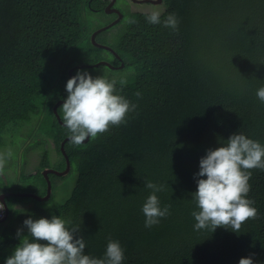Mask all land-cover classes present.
Returning <instances> with one entry per match:
<instances>
[{
    "label": "trees",
    "instance_id": "16d2710c",
    "mask_svg": "<svg viewBox=\"0 0 264 264\" xmlns=\"http://www.w3.org/2000/svg\"><path fill=\"white\" fill-rule=\"evenodd\" d=\"M106 2L0 0V149L8 132L20 135L32 122L28 134L42 135L36 139L40 169L66 167L61 143L69 133L54 105L67 98L69 68L76 63L66 54L83 41L94 55L92 65L75 66L74 74L82 68L94 78L102 68L118 71L106 77L137 105L126 124L78 147L65 142L69 171L76 172L65 201L49 204V197L21 194L28 191L6 195L0 262L19 244L18 229L28 235L24 220L56 215L70 221L68 227H80L84 254L95 258H103L111 238L124 249L123 264H239L250 255L254 264H264V171L251 170L248 198L255 201L258 216L238 233L219 227L213 233L194 230L191 215L197 210L191 199L197 189L194 175L208 149L238 132L264 145V104L256 97L264 86V0H163L161 20L175 12L178 31L147 23L149 12L126 9L113 38L121 57L111 61L119 65L115 69L95 65L103 58L97 56L101 47L92 42L94 30L84 19L85 9L105 13ZM129 18L137 22L129 24ZM122 79L126 85L119 91ZM47 138L56 144V159L44 147ZM40 169L35 174L48 185ZM146 179L164 186L156 193L161 208L170 205V215L152 228H145L141 211L151 194ZM17 201L28 206L18 208Z\"/></svg>",
    "mask_w": 264,
    "mask_h": 264
},
{
    "label": "clouds",
    "instance_id": "9594fccd",
    "mask_svg": "<svg viewBox=\"0 0 264 264\" xmlns=\"http://www.w3.org/2000/svg\"><path fill=\"white\" fill-rule=\"evenodd\" d=\"M145 19L152 25L162 24L173 31L179 30L180 21L175 12L161 20V12L152 10ZM136 22L134 18L127 21L129 24ZM116 83L115 79L110 80L104 75L94 78L87 70H78L67 80V98L60 110L62 123L74 146H80L89 138L96 139L112 127L126 124L128 114L137 108L136 104L118 94ZM119 83L122 86L119 91H122L126 81L122 79ZM135 95L139 98L141 93L137 91ZM256 97L264 104V86L257 89ZM10 157L11 152L0 153V173ZM254 169L264 171V145L241 132L230 135L222 146L207 150L200 158L198 173L194 175L197 184L191 195L197 209L191 213L196 221L194 230L213 233L219 227L238 233L245 222L257 218L255 201L248 198L251 170ZM144 186L151 190V194L141 211L145 228H152L170 215V205L161 208L156 195L164 190L163 185L146 179ZM69 224L70 221L56 215L51 219L29 216L23 221L28 235H22V228L17 230L20 242L5 259V264H123L125 254L119 241L108 239L103 258L86 255L85 238L77 237L80 227L70 228ZM239 264H254V261L250 255L241 258Z\"/></svg>",
    "mask_w": 264,
    "mask_h": 264
},
{
    "label": "rangeland",
    "instance_id": "374dc122",
    "mask_svg": "<svg viewBox=\"0 0 264 264\" xmlns=\"http://www.w3.org/2000/svg\"><path fill=\"white\" fill-rule=\"evenodd\" d=\"M134 1H137V0H117L116 6L121 9L130 8L132 10H140V9L145 8L144 10H147L149 12L152 10H158L161 13L165 9L164 3L148 4L147 6L144 4L140 5L138 3H135ZM113 18H114V14H110L107 12L99 14V13H94L93 11L89 9L84 10L85 24L90 31H93V30L95 31L105 26V24L113 21L114 20ZM122 26H123L122 24L119 25V23H116L113 26L108 27L105 30H103V32L99 36V40L101 41V43L106 44V45L107 44L111 45L113 36L122 29ZM85 44H87V42H84V41L81 42L76 48L70 49L66 54V58L72 57L75 59L74 62L76 61V63H74V65L72 66L74 67V69L76 68L75 66L88 63L94 56L91 51L87 50V48L85 47ZM94 45H97V44L94 43ZM100 47L102 48L98 52L97 56H100V57L106 56L107 58L111 57V54L109 53V51L104 49L106 47H103V46H100ZM72 67L69 68V73ZM111 67L115 69V68H118L119 65L118 67H116L115 65H111ZM79 70H87V69L82 68ZM98 73L100 76L102 75L104 76L112 75L113 76V75L118 74V71L107 69V68H104V69L102 68L100 69V71H98ZM72 74L74 75V73ZM31 126H33L32 122H30L28 125H25L21 133H19L20 135H15V133H12L10 135V132H8L5 135L6 144L0 149V153L11 152V157L7 159L4 170L2 173H0V197L4 196L5 194L10 195L11 191H16V190L18 192L28 191V192L36 193L39 196L47 195V185L42 180L40 175L35 174L36 171L40 169L39 161L41 159V151H42L36 139L41 138L42 135L41 133L36 132L35 139L34 137H31L28 134ZM44 147L50 150L52 159H56L57 154L55 152L57 150V147L52 138H47V142H46V145H44ZM50 168H53V167H50ZM46 169H43V170L40 169L42 174H44ZM53 169H56V168H53ZM64 170L65 169L61 171H64ZM49 174H50V181L52 184V188H51V194L49 198L47 199V201L49 204L61 203L65 201L72 192V189L75 185L76 172H74V170L72 169V171L67 176H64L66 173L62 174L64 176L63 178L53 172ZM7 201L9 203H12V201L14 200L11 198H7ZM17 202L18 203H16L15 205L18 208L20 207V208L25 209L28 206L27 202H23V201H17ZM0 220H1L0 222H2L3 219H0Z\"/></svg>",
    "mask_w": 264,
    "mask_h": 264
},
{
    "label": "water",
    "instance_id": "95a60500",
    "mask_svg": "<svg viewBox=\"0 0 264 264\" xmlns=\"http://www.w3.org/2000/svg\"><path fill=\"white\" fill-rule=\"evenodd\" d=\"M137 1H142V0H137ZM160 1H161V0H160ZM111 4H112V3H111ZM118 12H119V18H117L116 20L110 22V23L107 24L106 26H104V27H102V28H100V29H98V30H96V31H94V32L92 33V40H93V42H96L95 37H96V34H97L98 32H100L101 30H104V29H106V28H108V27H110V26H113L115 23H117V22L119 21V19L123 16V13H121L119 10H118ZM103 46H105V45H103ZM105 47H107V46H105ZM102 63H106L107 65H110V66H111V64H110L109 62H107V61H99V62H96L95 65H100V64H102ZM85 65H92V64H81V65H78V66H85ZM73 69H74V67H72V68L70 69V74H71V75H73V74H72V73H73ZM73 76H74V75H73ZM64 100H65V99H60V100L54 105V110H55V112H56L57 117L60 119L61 123H62V120H61L60 114L58 113L57 109H58L59 105L63 104ZM68 139H69V136H67V137L63 140V142H62V144H61L62 153H63V155L66 156V160H67V165H66V167H65V170H64V171H61V170H58V169L47 168L46 171L44 172V175H45V177L47 178V181H48V182H47V183H48V185H47V195H46V196H39V195H37L36 193H32V192H25V193H21V194L32 195V196L37 197V198H39V199H47V198L50 196V194H51L52 184H51V181H50V178H49V173L53 172V173H56V174H58V175H62V174L67 173V172L70 170V167H71V161H70L69 156H68V154H67V152H66V150H65V147H64V144H65V142H66ZM87 140H88V139H86L85 141H87ZM4 196H5V195H4ZM4 196H1L0 200L5 204V206H6V208H7V213H8V212H9V208H8V204H7L6 201H5V197H4ZM3 220H4V219H3ZM3 220H2V221H3ZM0 221H1V220H0Z\"/></svg>",
    "mask_w": 264,
    "mask_h": 264
},
{
    "label": "flooded vegetation",
    "instance_id": "af4514ba",
    "mask_svg": "<svg viewBox=\"0 0 264 264\" xmlns=\"http://www.w3.org/2000/svg\"><path fill=\"white\" fill-rule=\"evenodd\" d=\"M114 0H107V2H106V4L104 5V11L105 12H107V13H110V14H114V20H116L117 18H119V12H118V10L121 12V13H123V16L119 19V21L117 22V23H119V25H120V22L124 19V12H125V10L126 9H121V8H118L117 6H116V2H117V0H115L114 2H113ZM135 3H138V4H140V5H147L148 6V4H157V3H163V0H142V1H134ZM112 3V4H111ZM92 9L93 10H96V11H98V12H100L101 11V7H99V6H94V7H92ZM145 9V8H144ZM144 9H140V10H132V9H130L129 8V10H132V11H142V12H149V11H147V10H144ZM100 14V13H99ZM112 19V20H113ZM113 20V21H114ZM112 22V21H111ZM110 23V22H109ZM109 23H107V24H109ZM107 24H105V26L107 25ZM116 24V23H115ZM104 27V26H103ZM111 27V26H110ZM102 28V27H101ZM100 29V28H99ZM98 30V29H97ZM105 30V29H104ZM96 31V30H95ZM103 32V30H101L100 32H98L97 34H96V37H95V40H96V42H94V43H96L97 45H99V46H103V45H105V46H107L106 48H104L105 50H108L109 51V53L111 54V57H109V58H107L106 56H104L103 58H99L98 60L99 61H107V62H109L111 65H115L116 67H118V65H116V64H113L111 61L112 60H114L115 59V57H119L120 59H121V57L119 56V54L116 52V50H114L113 49V47H112V44H113V39H112V44L111 45H109V44H103V43H101V41L99 40V36H100V34ZM115 36V35H114ZM114 36H113V38H114ZM96 38H98V40L96 39ZM93 42V41H92ZM105 46H103V47H105ZM102 48V47H101ZM98 61V62H99ZM85 64H88V63H85ZM102 64H106V63H102ZM107 65V64H106ZM108 66V65H107ZM121 66H122V64H121ZM74 71H75V69L73 70V73H74ZM75 75V74H74ZM66 174H68V173H66ZM0 264H5V262H0Z\"/></svg>",
    "mask_w": 264,
    "mask_h": 264
},
{
    "label": "built area",
    "instance_id": "2783aa9c",
    "mask_svg": "<svg viewBox=\"0 0 264 264\" xmlns=\"http://www.w3.org/2000/svg\"><path fill=\"white\" fill-rule=\"evenodd\" d=\"M0 207H3V210L0 211V219H3L7 215V209L3 202H0Z\"/></svg>",
    "mask_w": 264,
    "mask_h": 264
}]
</instances>
